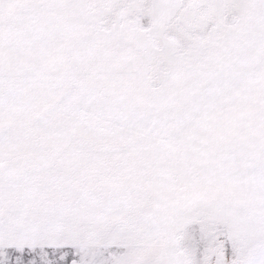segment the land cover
Masks as SVG:
<instances>
[{
    "label": "rangeland",
    "instance_id": "1",
    "mask_svg": "<svg viewBox=\"0 0 264 264\" xmlns=\"http://www.w3.org/2000/svg\"><path fill=\"white\" fill-rule=\"evenodd\" d=\"M0 264H264V0H0Z\"/></svg>",
    "mask_w": 264,
    "mask_h": 264
}]
</instances>
